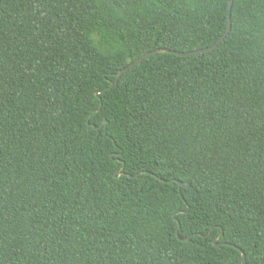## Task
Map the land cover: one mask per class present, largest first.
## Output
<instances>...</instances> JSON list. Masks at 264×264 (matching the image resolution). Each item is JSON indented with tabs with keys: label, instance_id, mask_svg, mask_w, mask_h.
<instances>
[{
	"label": "trees",
	"instance_id": "1",
	"mask_svg": "<svg viewBox=\"0 0 264 264\" xmlns=\"http://www.w3.org/2000/svg\"><path fill=\"white\" fill-rule=\"evenodd\" d=\"M230 1L0 0V264H264V0L111 86Z\"/></svg>",
	"mask_w": 264,
	"mask_h": 264
},
{
	"label": "water",
	"instance_id": "2",
	"mask_svg": "<svg viewBox=\"0 0 264 264\" xmlns=\"http://www.w3.org/2000/svg\"><path fill=\"white\" fill-rule=\"evenodd\" d=\"M232 4H233V0L230 1V6H229V27L227 28V30L225 31V33L218 39V41L210 46H207V47H203V48H199V49H195V50H190V51H178V50H172V49H169V48H157V49H153L151 51H148L146 53H144L143 55H141L140 57H138L136 60H134L133 62H131L129 65L125 66L124 68H122L117 74H116V80L115 81H111V86L115 85L117 82H118V79L121 77V75L135 67L137 64L141 63L145 58H147L148 56L152 55V54H155V53H158V52H172V53H175L179 56H188V55H192V54H197V53H201V52H206V51H209L215 47H217L219 45V43H221L225 38L226 36L228 35L229 31H230V28H231V9H232ZM124 165L121 167V169H119V173L120 174H127L129 176H131L130 174L122 171ZM159 179H162L164 180L162 177H159L157 176ZM171 180H174V181H177L178 184L180 186L182 185H187V187H190V183H185L184 181L182 180H178V179H171ZM170 181V180H168ZM174 217H175V220L177 221L178 223V228H177V234L179 235V229H180V221L178 220L177 216H176V213L174 214ZM222 233L220 235H218L217 237L214 238L213 242L219 246L220 243L217 242V240L221 237ZM184 240H189V237H186V238H182ZM227 243V242H225ZM231 245H233L234 247H237L238 249L241 250L240 247H238L237 245L235 244H232V243H229ZM242 251V263L245 264L246 263V256H245V252L243 250Z\"/></svg>",
	"mask_w": 264,
	"mask_h": 264
}]
</instances>
